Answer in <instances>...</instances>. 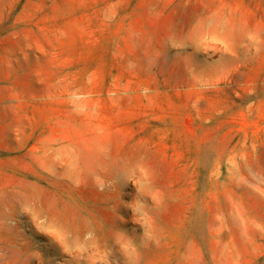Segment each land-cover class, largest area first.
Here are the masks:
<instances>
[{"label": "rangeland", "instance_id": "374dc122", "mask_svg": "<svg viewBox=\"0 0 264 264\" xmlns=\"http://www.w3.org/2000/svg\"><path fill=\"white\" fill-rule=\"evenodd\" d=\"M0 264H264V0H0Z\"/></svg>", "mask_w": 264, "mask_h": 264}]
</instances>
